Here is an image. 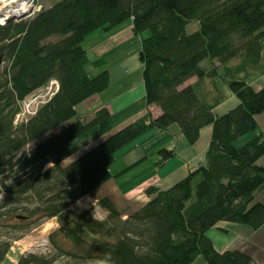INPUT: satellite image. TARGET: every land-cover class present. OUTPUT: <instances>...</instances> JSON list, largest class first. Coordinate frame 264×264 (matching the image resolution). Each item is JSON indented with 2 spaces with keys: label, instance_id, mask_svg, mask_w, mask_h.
<instances>
[{
  "label": "trees",
  "instance_id": "trees-1",
  "mask_svg": "<svg viewBox=\"0 0 264 264\" xmlns=\"http://www.w3.org/2000/svg\"><path fill=\"white\" fill-rule=\"evenodd\" d=\"M127 21L134 36L148 33L137 58L145 105L156 106L160 115L146 114L111 133L106 108L70 122L76 106L105 91L110 79L107 71L86 73L83 41ZM191 22L197 29L188 34ZM263 39L264 0H60L31 19L0 25V186L51 160L0 199V264L13 242L109 182L116 152L150 128L170 126L189 145L211 126L203 166L165 190L148 187L149 200L125 216L108 197L97 199L50 232L44 252L20 255L17 264H256L238 250L218 252L206 233L221 223L253 231L264 225V202L254 199L264 190V168L256 164L264 157V137L256 133L255 120L264 113V88L230 80L227 87L238 105L216 116L184 84L214 78L217 67L237 58L258 68ZM205 61L216 68L204 70ZM51 80L57 92L30 118L16 121L22 101ZM88 133L91 142L105 136L64 163L90 144L75 143ZM248 134V141L236 145ZM173 155L161 148L156 164ZM95 209L104 216L96 217ZM8 216L25 219L3 224Z\"/></svg>",
  "mask_w": 264,
  "mask_h": 264
},
{
  "label": "rangeland",
  "instance_id": "rangeland-1",
  "mask_svg": "<svg viewBox=\"0 0 264 264\" xmlns=\"http://www.w3.org/2000/svg\"><path fill=\"white\" fill-rule=\"evenodd\" d=\"M58 1L60 0H38L37 10L34 13L31 12L26 17H29V19H31L37 13L53 6ZM195 25L196 22H191L186 27V32L188 34L193 32L195 29ZM110 35L113 36L114 32H112ZM147 35L148 33L144 32L142 33V36H136L132 40L120 42V45L116 43V45L119 46H117V48L115 47L112 49L110 47L112 46L113 43L106 41L107 35L102 36L101 34L94 32L93 35L86 40L87 44H85V48L89 49L87 52L85 51L88 60V63L85 66L86 71L90 74H95V73L98 74L102 71H107L109 73L110 71L111 73H113V75L117 77V79H121V81L118 84H114L111 88L106 89L105 91L100 93V98L102 99L112 98L113 94L122 93L125 90L126 91L131 90L133 93L134 92L136 93V89L139 85L138 81L141 76V70H142V66H140L137 62V50L138 48L140 49V43L142 39L141 37L145 38L147 37ZM262 47L264 53V39H263ZM202 65L204 70L206 71L212 68H216L215 64H211L210 62H206V61ZM253 75L263 76L264 79V58L260 66H258V68H251L244 62L242 58H237L229 62L227 65L223 66L221 69L218 68V70H216V77L211 78L210 81L205 82L202 80H197L194 82V86L198 91V93L200 94V96L206 98L207 95L205 94L209 90L211 91L214 90L215 93H212V100L222 101L226 97V91L228 90L227 84L230 80H237L240 78H244L245 81H248L247 79H249ZM46 88L43 87L31 93L29 96H27L28 98L27 101L31 103V106L29 108L30 112L33 113L35 109H38V107L42 103L47 101V99L50 97V95L53 93L55 89L53 87L49 91ZM139 106L140 104L137 105L136 108H138ZM89 108L91 110L92 106H90ZM132 109L133 108H131L130 112L129 111L123 112L124 110H122V112L125 115H120L121 113H116L110 118V125L112 127V130L113 128L118 126L121 119L128 117L132 113ZM74 120L75 119H72L70 122H73ZM152 131L156 132V128H150L147 132H145L143 135H141L140 137H138L137 139H135L134 141L123 147L114 155L115 161L109 167V171L112 177L116 179L114 181H117V184L119 186H123L125 190L135 189L146 179L147 174H149L150 172L153 173L157 171L156 169L163 166L164 163L155 164L153 166L154 162L157 161L158 158L157 156L158 150H160L161 148H168V146H170L174 154L173 146L176 142V137L178 136L177 128H175V126H170L169 128L165 129V135H163V137L161 138L158 137L157 135L150 134L152 133ZM90 135L92 134L88 133L82 136L75 143H79V142L91 143L89 139ZM249 135L251 134L245 135L244 137H248ZM104 136H102L101 138H103ZM46 137L47 136L43 137L42 139H45ZM244 137H242L241 139H244ZM136 143L140 144V146L143 147L145 159L141 160L140 165H137L134 168L128 169L123 172V170L127 167V165L124 162V160L121 158V156L125 151L130 149L132 145ZM33 146L34 144L28 145L26 148L23 149L21 154L22 155L27 154ZM77 155L78 154L75 153L72 156L65 157L64 163H67L75 159ZM261 159H264V157ZM50 161H51L50 159L46 160L44 163H41L40 165H37L36 167L32 168V170L24 172L23 174L5 182L2 186H0V199L5 196V190L7 188L13 186L19 179H21L22 177L26 176L27 174L36 170L39 167L40 168L42 167L43 169L48 168L51 165ZM162 173H164V171L159 172L160 175ZM143 191H145V189ZM143 191L142 193L140 191L136 192L134 193V196L131 197L134 201L138 202V204H140L139 203L140 201H144L146 199V195ZM261 192L262 195H264V190H261L259 192V196ZM89 199L87 198L81 200L78 204H76V206H72L71 208H69L67 212H65L61 216L55 218L52 221L44 223L43 225L39 226L38 228L34 229L33 231L25 235L22 239L13 242L2 264H17V260L20 255L30 252L32 253L44 252L48 246L47 235L50 232H52L54 229H56L60 225V223L70 218L72 215L78 213V210L83 209L84 206L90 204L92 200ZM98 212H100V210H98ZM3 224L16 225V219L14 218V216H8L3 220ZM237 226L234 225L227 226L226 224L221 223L219 224V227L217 226V228L213 229L208 235L212 237L214 244L217 247H221V249H224V251H229L233 247H240L242 243H247L248 240V237L244 235V232H247L248 230H245L244 228H239ZM220 227H227L225 233H222L218 230L221 229Z\"/></svg>",
  "mask_w": 264,
  "mask_h": 264
},
{
  "label": "crops",
  "instance_id": "crops-1",
  "mask_svg": "<svg viewBox=\"0 0 264 264\" xmlns=\"http://www.w3.org/2000/svg\"><path fill=\"white\" fill-rule=\"evenodd\" d=\"M196 29H197V23L195 25L194 31ZM112 32H114L113 36L110 35ZM95 33H99L102 36L107 35L106 41L113 43L112 46L110 47L111 49L115 48V47L117 48V46L120 45V42L129 41V40H132L133 38L136 37L132 33L131 21H127L123 25L116 27V28L110 30L109 32L99 31V32H95ZM92 35H93V33L91 35H89L82 43V48L86 52L89 50V49L85 48V44H87L86 40ZM116 43L119 45H116ZM138 51H139V48L137 50V54H138ZM263 58H264V53H263V47H262L261 63L263 61ZM137 62H138V58H137ZM138 64L141 66V64L139 62H138ZM222 67L223 66L217 67L216 70H218V68L221 69ZM85 71H86V68H85ZM86 73L88 75L97 74V73L90 74L87 71H86ZM109 77H110V79H109V84H108L107 89L111 88L114 84H118L121 81V79H117V77L115 75H113V73H111L110 71H109ZM124 78H125V76H124ZM242 79H244V78H242ZM197 80L198 79H196V78H191L184 84V86L191 85L194 88V90L196 91V93L199 95V97L207 105L212 106V108H213L212 110H213L214 115L221 116V115L227 113L229 110L235 108L238 105V100L227 89H226L227 90L226 91V97L222 101L212 100V93H215L214 90L213 91L209 90L205 94V95H207L206 98L200 96V94L198 93V91L196 90V88L194 86V82ZM200 80L205 81V82L210 81V79H206V78H203ZM247 80L248 81H245V80L244 81L249 86H251L254 90H260V89L264 88L263 76L253 75L252 77H250ZM138 82H139V85L136 89V93L135 92L133 93L131 90H127V91L125 90L122 93L113 94V97L108 98V99L100 98V94H99V95L92 96L91 98L82 102L81 104H79L75 108L76 117L74 118L75 119L74 121H81V122L86 121V120L90 119L91 116L97 110H99L101 108H106L109 111L111 117L113 115H115L116 113H121L120 115H125L123 112H126V111L130 112L131 108H133L132 113L128 117L121 119L118 126L113 128V130L111 127V130H112V131L110 130V133H111V132H115V131L119 130L120 128H122L123 126L143 117L146 114H150V116L152 118L158 117L160 115V110L156 106H146L145 105L144 89H143L141 76H140ZM139 104H140V106L138 108H136V106ZM90 106H92L91 110L89 108ZM122 110H124V111L122 112ZM255 120H256V124H257L256 133L257 134L260 133L264 136V113L256 116ZM175 128H177V127H175ZM177 131H178V129H177ZM150 134L157 135L158 137L161 138V137H163V135H165V130L156 129V132L152 131V133H150ZM177 135L178 136L176 137V142L173 146V148H174L173 157L170 158L169 160H167L166 162H164L163 166L158 168L159 170L155 168L157 170V171H155L156 173L150 172L149 174H147L146 179L140 185H138L135 189H132V190L126 189L125 190V188H123V186H119L117 184V181H114L116 179L114 177H112V179H111L112 181H109L106 184L99 187L98 189H96L92 193V195L81 198L73 206H76V204H78L83 199H87V198L89 199L90 198L92 200V202L90 204H88L87 206H84L83 209L78 210V212H80L82 210L94 207L97 199H99L101 197H108L111 200V202L114 204V206L121 212V214H123L125 216V215L129 214L130 212L138 209L141 205L145 204L149 200V198L146 196V199L144 201H140L139 202L140 204H138V202L134 201L131 198L132 196H134V193L139 192V191L142 193V191L148 187H154V188H157L159 190H165V189L169 188L170 186H172L173 184H175L176 182L183 179L191 171L195 170L196 168H198L200 166H203L205 164V153L207 151L208 144L210 141L211 126H206L200 130L199 138L194 145H189L185 141V139L179 134V132L177 133ZM103 138H99L96 141L91 142L90 144H88L87 146H85L84 148L79 150L77 152V154H78L77 156H79L80 153L82 154V152H85L86 150L91 148L93 145L97 144ZM160 138H159V140H160ZM250 138H251V135H249L248 137H244V139H240L239 141H237L236 145L239 146V145L245 143L246 141H248ZM159 140H158V142H159ZM165 149L172 150L170 148V146H168V148H165ZM144 157H145V155H144L143 147L140 146V144H138V143L132 145V147L130 149H128L127 151H125L121 156V158L124 160V162L127 165V167L125 169H128V168L132 169L135 166L140 165V161ZM157 161H158V158H157ZM157 161L154 162L153 166L156 164ZM256 164L258 166L264 168V159L260 158ZM130 167H132V168H130ZM160 171H164V173H162L160 175L159 174ZM164 186H166V187H164ZM254 199L256 202L263 203L264 202V195H262V192H261L260 196H259V192H258L255 195ZM134 204H135V206H134ZM138 205H140V206H138ZM95 212H96V217H98V218H102L104 216V212H102V211L98 212V209H95ZM54 219L55 218H53L49 221H52ZM226 225L232 226L233 224H226ZM234 226H237V225H234ZM218 227H219V225H218ZM237 227L244 228L245 230H248L247 231L248 233L244 232V235L246 237H248L247 243H242L240 247H233L231 250H229V249L228 250L229 251L238 250L240 252H243V253L249 255L256 262V264H264V225L256 231L248 229L245 226H237ZM220 228L225 230V231L227 229V227H220ZM211 231L212 230L208 231L206 233V236L211 240L214 248L218 252H225L224 249H221V247H217L214 244L212 237H210L208 235ZM194 264H203V263L201 261H196V263H194Z\"/></svg>",
  "mask_w": 264,
  "mask_h": 264
},
{
  "label": "built area",
  "instance_id": "built-area-1",
  "mask_svg": "<svg viewBox=\"0 0 264 264\" xmlns=\"http://www.w3.org/2000/svg\"><path fill=\"white\" fill-rule=\"evenodd\" d=\"M37 4H38V0H0V25H5L9 22L17 23V22L29 19V17H26V16L30 14L31 12L34 13L37 10V6H38ZM22 6H25L24 9L21 12H17L18 9L21 8ZM44 87L45 88L47 87L46 89L49 91L53 87L55 88L53 93L47 99L48 101L57 92V88H58L57 82L54 80H51ZM27 99L28 98L26 97L22 101L21 112L17 115L16 121L26 120L36 113L37 109H35L33 113L29 111L31 103L27 101ZM47 101H45L41 105L45 104Z\"/></svg>",
  "mask_w": 264,
  "mask_h": 264
},
{
  "label": "bare ground",
  "instance_id": "bare-ground-1",
  "mask_svg": "<svg viewBox=\"0 0 264 264\" xmlns=\"http://www.w3.org/2000/svg\"><path fill=\"white\" fill-rule=\"evenodd\" d=\"M25 6H22L21 8L18 9L17 12H21L24 9Z\"/></svg>",
  "mask_w": 264,
  "mask_h": 264
},
{
  "label": "water",
  "instance_id": "water-1",
  "mask_svg": "<svg viewBox=\"0 0 264 264\" xmlns=\"http://www.w3.org/2000/svg\"><path fill=\"white\" fill-rule=\"evenodd\" d=\"M16 219H25V217H22V216H16Z\"/></svg>",
  "mask_w": 264,
  "mask_h": 264
}]
</instances>
